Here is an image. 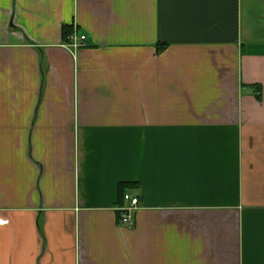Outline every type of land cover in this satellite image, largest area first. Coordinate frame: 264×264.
<instances>
[{
  "label": "crops",
  "instance_id": "crops-1",
  "mask_svg": "<svg viewBox=\"0 0 264 264\" xmlns=\"http://www.w3.org/2000/svg\"><path fill=\"white\" fill-rule=\"evenodd\" d=\"M0 218V264H264V0H0Z\"/></svg>",
  "mask_w": 264,
  "mask_h": 264
},
{
  "label": "built area",
  "instance_id": "built-area-1",
  "mask_svg": "<svg viewBox=\"0 0 264 264\" xmlns=\"http://www.w3.org/2000/svg\"><path fill=\"white\" fill-rule=\"evenodd\" d=\"M67 38L69 39L70 46L76 48L85 43L86 35H77L73 30ZM123 199L127 202L125 206L119 208V219L121 223H129L131 212L136 209L138 205V197L135 193L126 191L123 193ZM8 219L0 218V224H6Z\"/></svg>",
  "mask_w": 264,
  "mask_h": 264
},
{
  "label": "trees",
  "instance_id": "trees-1",
  "mask_svg": "<svg viewBox=\"0 0 264 264\" xmlns=\"http://www.w3.org/2000/svg\"><path fill=\"white\" fill-rule=\"evenodd\" d=\"M71 31V27H69V29H64L63 30V35H64V38L66 37L67 38V36L69 35V32ZM126 187V185L125 184H122V185H120V187H119V193H120V199H123V193H124V188Z\"/></svg>",
  "mask_w": 264,
  "mask_h": 264
}]
</instances>
